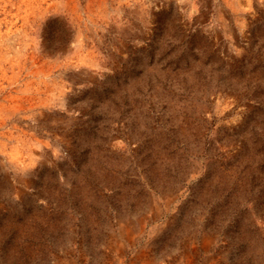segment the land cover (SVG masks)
I'll return each mask as SVG.
<instances>
[{
	"label": "rangeland",
	"instance_id": "374dc122",
	"mask_svg": "<svg viewBox=\"0 0 264 264\" xmlns=\"http://www.w3.org/2000/svg\"><path fill=\"white\" fill-rule=\"evenodd\" d=\"M0 264H264V0H0Z\"/></svg>",
	"mask_w": 264,
	"mask_h": 264
},
{
	"label": "bare ground",
	"instance_id": "6f19581e",
	"mask_svg": "<svg viewBox=\"0 0 264 264\" xmlns=\"http://www.w3.org/2000/svg\"><path fill=\"white\" fill-rule=\"evenodd\" d=\"M4 1V0H3ZM101 1V0H100ZM56 2V1H55ZM92 2V1H91ZM47 3V2H46ZM30 6V5H29ZM71 9V8H70ZM98 12V11H97ZM58 13V12H57ZM40 15V14H39ZM101 16V15H100ZM23 17V16H22ZM8 29V28H7ZM12 33V32H11Z\"/></svg>",
	"mask_w": 264,
	"mask_h": 264
}]
</instances>
